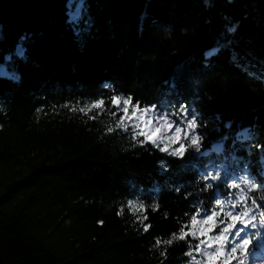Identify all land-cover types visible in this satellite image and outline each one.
<instances>
[{
    "label": "trees",
    "instance_id": "obj_1",
    "mask_svg": "<svg viewBox=\"0 0 264 264\" xmlns=\"http://www.w3.org/2000/svg\"><path fill=\"white\" fill-rule=\"evenodd\" d=\"M76 1L0 0V264H190L186 242L165 259L155 239L241 178L264 198V0H83L73 20ZM112 95L183 107L201 150L174 157L79 112ZM205 172L223 179L202 190ZM129 200L159 204L149 232Z\"/></svg>",
    "mask_w": 264,
    "mask_h": 264
},
{
    "label": "snow or ice",
    "instance_id": "obj_2",
    "mask_svg": "<svg viewBox=\"0 0 264 264\" xmlns=\"http://www.w3.org/2000/svg\"><path fill=\"white\" fill-rule=\"evenodd\" d=\"M231 30L229 29V31ZM26 39L27 37H21L22 41ZM22 49L21 45L18 51L22 53ZM214 52L215 49L208 55H212ZM105 87L109 86L105 85ZM107 103L118 111H111V108L106 107V101L101 98L80 107L79 112L92 120L97 118L95 115H88L92 109L98 110L97 115L107 111L113 117L118 116L115 121V129H122L125 132L132 129L134 142L138 141L141 146L150 143L159 151L174 157L183 158L188 147L194 148L197 152L201 150L202 138L188 131L198 127V117L193 114L191 119H188L189 113L183 107H177L175 112L157 113L154 111V106L153 108L141 107L139 102L133 103L131 96L122 98L120 95H112ZM72 111H76V109L73 108ZM150 112L152 115H149ZM115 129L109 126L107 132L111 133ZM188 141L190 143H187ZM221 179L223 178L219 172H205L203 174L205 183L202 190L212 189L214 186L212 182ZM241 185L244 187L242 188ZM229 187L238 191L228 193L227 200L216 199L215 207L210 206L209 209L203 208L201 202L200 207L193 209V214L190 215L187 222L177 221V231L170 233L169 238H156L154 247L163 248L159 255L166 259L167 248L164 246H171L176 241H184L188 246L185 255L191 258L190 264H216L221 258L222 264H231L233 259H238L239 264H245V261L239 259V256L251 257L255 248H264V210H261L264 198H261V203H258L250 195L260 188V185L244 177L241 178L240 183H233ZM127 207L136 222L142 226L143 232H149L152 225L147 212L149 207L153 212H158L159 204L146 206L143 202L129 200ZM122 212L123 209H120L118 214ZM257 214L260 218L259 224L255 223ZM185 215L188 216V213ZM201 216L203 219H198ZM167 217L168 214L164 213V218L167 219ZM197 225H206L207 227L198 230ZM219 225L225 226L219 227L218 234L210 236V233L214 232ZM189 237L197 242L193 244ZM205 248L213 250L205 251ZM225 248L228 249L227 252ZM194 253L202 255L204 261L197 260Z\"/></svg>",
    "mask_w": 264,
    "mask_h": 264
},
{
    "label": "rangeland",
    "instance_id": "obj_3",
    "mask_svg": "<svg viewBox=\"0 0 264 264\" xmlns=\"http://www.w3.org/2000/svg\"><path fill=\"white\" fill-rule=\"evenodd\" d=\"M82 6H83V0L76 1V3L74 4V6H72V9H71V12H70V16L72 17L73 20H77L80 17V11H81ZM22 52H23V49H22ZM18 53L21 54L20 51H18ZM6 75H7V71L5 70V68L3 66H0V76H6ZM92 110H96V109H92ZM149 115H152V113L150 112ZM188 131L191 134L196 135V133H195L194 130H188ZM187 143H190V141H188ZM161 146H163V145H161ZM220 148H221L220 146L215 145V149L217 151ZM225 200H227V199H225ZM217 211H219V209ZM225 211H227V209H225ZM200 219H203V218H200ZM221 226H225V225H219L214 230V232L210 233V236H214V235L218 234L219 233V227H221ZM205 227H207V226L206 225H197V229L198 230L201 229V228H205ZM204 250L205 251H211L213 249H207V248H205ZM225 251L227 252L228 249L225 248ZM238 255H239V253H238ZM196 259L197 260H200L202 262L204 261V257L202 255H199V257H196ZM239 259H243L245 261V264H264V261L258 260V257H255L254 253L252 254L251 257H248V256H239ZM216 264H222V258H221L220 261H217ZM231 264H239V260L238 259H233V260H231Z\"/></svg>",
    "mask_w": 264,
    "mask_h": 264
},
{
    "label": "bare ground",
    "instance_id": "obj_4",
    "mask_svg": "<svg viewBox=\"0 0 264 264\" xmlns=\"http://www.w3.org/2000/svg\"><path fill=\"white\" fill-rule=\"evenodd\" d=\"M218 146H220V145H218Z\"/></svg>",
    "mask_w": 264,
    "mask_h": 264
}]
</instances>
